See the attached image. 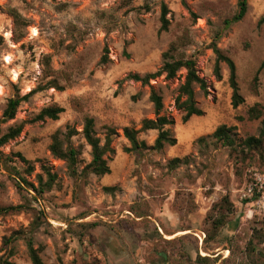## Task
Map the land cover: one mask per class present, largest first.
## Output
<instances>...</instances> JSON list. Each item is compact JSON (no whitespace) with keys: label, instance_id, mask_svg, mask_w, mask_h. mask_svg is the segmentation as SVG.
Returning <instances> with one entry per match:
<instances>
[{"label":"rangeland","instance_id":"rangeland-1","mask_svg":"<svg viewBox=\"0 0 264 264\" xmlns=\"http://www.w3.org/2000/svg\"><path fill=\"white\" fill-rule=\"evenodd\" d=\"M237 1L0 0V116L10 97L30 93L14 119L0 125L1 133L21 125L20 134L0 148L7 158L0 161V206L29 209L0 215V259L31 264L22 239L7 246L3 239L33 228L32 247L42 264H247L249 255L264 264V247L257 242L264 236V211L248 217L253 208L241 198L252 174L264 175V156L252 155L244 162L235 158L245 152L246 137H257L264 117V69L256 75L264 58V0H247L244 17L227 25ZM161 6L168 25L160 32ZM170 45L175 60H194L207 86L204 96L193 85L203 114L185 123L174 106L184 69L145 86L127 79L158 70ZM104 48L106 61L101 62ZM213 49L235 65L243 98L236 108L230 102L226 65L219 63V79L213 74ZM51 81L62 90L51 87ZM151 91L161 96L159 116L174 121L170 132L176 144L125 153L130 145L122 129L139 130L142 120L157 117L149 102ZM255 104L262 116L249 121L246 112ZM50 106L64 111L55 121L38 120ZM85 117L93 119L101 143L106 127L116 133L113 152L104 156L107 175L83 171L91 161L81 135ZM220 125L235 127L236 155L211 137ZM67 127L77 152L74 176L49 151L51 135ZM156 136V130H149L137 138L151 146ZM174 158L185 161L170 170ZM45 168L55 182L36 195L22 180L38 187L39 177L42 183L47 180ZM224 198L231 204L230 211H222L225 223L206 240L209 213Z\"/></svg>","mask_w":264,"mask_h":264},{"label":"trees","instance_id":"trees-1","mask_svg":"<svg viewBox=\"0 0 264 264\" xmlns=\"http://www.w3.org/2000/svg\"><path fill=\"white\" fill-rule=\"evenodd\" d=\"M237 9L234 15L230 20L226 21L225 24L229 25L232 23L239 22L245 15L247 10V0H238L237 1ZM166 8L165 6H161V14H160V32L167 30V20L165 19ZM15 20L19 17L14 15ZM264 20V16L260 19V22ZM172 51H174V46L170 45L165 53H163V63L162 66L153 73H146L143 76L138 74H130L127 76V79L132 80L134 82H138L141 85H148L151 80H154L161 75L164 74L165 79H172L175 77L176 73L180 69H184L186 72L184 82L178 88V95L174 100V106L176 109L181 110L183 112V116L181 121L185 123L190 117L196 116L199 117L203 114V111L198 108L194 101V93L192 90L193 85H195L199 91L207 96V86L205 81L200 78L195 70V62L193 59H177L175 60ZM215 54L214 65H213V74L219 79V63H224L228 70V85L231 89V106L233 108L238 107L243 103V98L239 94L238 85L236 81V68L233 61L224 56L217 49H213ZM106 53L107 49H103V55L101 57V62L106 61ZM264 69V58L260 62L256 75ZM256 78V77H255ZM49 85L55 89L62 90L55 81H51ZM30 94V93H29ZM29 94L19 97L17 94L13 97H10L0 116V125L4 124L12 119H14L16 110L21 101L25 100ZM184 97L183 101H180L181 98ZM149 102L153 106L154 114L157 116L155 120H147L144 119L141 122V128L139 130H134L129 127H124L122 129V135L124 139L129 143V147H124L123 151L125 153L129 152H138L143 150H153L160 151L165 145L169 147H173L176 144L175 137L170 132V127L174 125V121L165 116H159L160 111L162 110V101L161 96L154 91L150 92ZM64 111L63 108L59 106H50L41 110V112L37 115L38 120H57L58 116ZM262 116V109L259 104H255L251 108H249L246 112V119L249 121L257 120ZM242 120V118H239ZM156 130L157 136L153 141L151 146H146L144 141L138 140L137 135L139 132ZM235 127H227L225 125L218 126L214 132L211 134V137L215 140V143L219 144L222 147H225L229 150L230 155H236V147H235V139L233 137V131ZM21 132V125L17 126H9L5 132L1 133L0 130V148L7 144L9 141L15 139ZM73 131L70 128H66L64 133L60 131H55L51 135V143L49 145V151L52 156L56 157L65 162L68 172L71 176L76 174V166H77V152L73 149L71 145L70 138L73 136ZM114 129L110 127L105 128V135L103 142L101 143L100 139L95 136L94 133V121L91 117H85L83 122V127L81 130V135L87 146L90 148L91 161L84 167L83 171L89 174H93L95 176H104L110 173L109 166L107 164V160L104 158L105 154L112 153V149L110 148L112 137L115 135ZM198 141H203V138H200ZM242 145L244 150L240 151V157H235L239 162H244L252 155H258L261 159L264 156V117L261 119V128L257 137L248 136L246 137ZM20 159L28 164L23 157L18 155ZM7 160L6 157H3L0 152V161ZM185 161L184 159L174 158L168 163V168L170 170L174 169L181 162ZM45 174L47 176V180L45 183L41 182L39 177L38 187H33L30 184L27 186L36 193V195H41L42 193L48 191L51 186L55 182V176L51 175L47 168L44 169ZM20 188L19 186H17ZM107 192H112V188H105ZM35 201L36 199L33 198ZM231 204L229 201L224 198L218 204L214 205L209 213V222H210V231L204 233L205 239L210 240L213 238L217 230L222 227L225 223V215L222 211H230ZM27 205H9V206H0V215L6 216L11 214H16L19 212H27ZM29 232L25 231H14L10 234L9 237L3 239V243L7 246L11 242H15L18 239H22L26 245L27 256L31 262V264H42L41 259L39 258L37 251L32 247V233L33 228H31ZM257 242L259 244H263L264 247V236H260L257 238ZM248 249L252 251L251 242L249 243ZM249 252V251H248ZM13 254V249H8L7 256L10 257ZM200 262H203V258L198 257ZM0 264H13L7 260L0 259ZM247 264H259L256 262V258L251 255L248 256Z\"/></svg>","mask_w":264,"mask_h":264},{"label":"built area","instance_id":"built-area-1","mask_svg":"<svg viewBox=\"0 0 264 264\" xmlns=\"http://www.w3.org/2000/svg\"><path fill=\"white\" fill-rule=\"evenodd\" d=\"M241 198L250 204L253 209L249 210L248 217L253 212L264 211V175L253 173L250 180L246 183Z\"/></svg>","mask_w":264,"mask_h":264}]
</instances>
